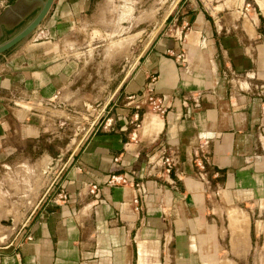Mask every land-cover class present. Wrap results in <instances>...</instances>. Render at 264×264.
<instances>
[{"label": "crops", "instance_id": "1", "mask_svg": "<svg viewBox=\"0 0 264 264\" xmlns=\"http://www.w3.org/2000/svg\"><path fill=\"white\" fill-rule=\"evenodd\" d=\"M112 1L54 0L0 54V165L36 149L53 165L46 148L72 130L0 264H264V0H176L177 23L102 83L97 47L80 40Z\"/></svg>", "mask_w": 264, "mask_h": 264}, {"label": "rangeland", "instance_id": "2", "mask_svg": "<svg viewBox=\"0 0 264 264\" xmlns=\"http://www.w3.org/2000/svg\"><path fill=\"white\" fill-rule=\"evenodd\" d=\"M16 0H0V16L7 26L3 28L0 43L21 29L37 12L40 0L32 5H19L18 12L22 18L12 12H5L6 5H12ZM176 0H113L108 5L109 11L99 17L94 26L99 30H87L89 37L80 40L83 45H95L97 52L94 57L100 63V81L106 83L116 76L120 79L123 67L127 68L136 59L144 46L149 44L159 31L164 32L177 23V13L173 10ZM2 14V15H1ZM175 14L174 18L172 15ZM92 30V31H91ZM86 31V32H87ZM87 35V33H85ZM38 38V37H37ZM29 40V39H28ZM127 50L123 52L124 47ZM112 62L109 67L104 62ZM95 71V69H94ZM106 73V75H105ZM85 111V127L90 123L92 112ZM80 120H76L79 123ZM80 125V123L78 124ZM72 133L69 127L67 137ZM67 137L54 138L51 141V158L58 157L60 147ZM43 149L35 150L29 162L17 158L7 159L0 165V246H5L19 230V225L29 216L30 212L44 197L47 187L46 166L40 163ZM13 218V226H5L2 221Z\"/></svg>", "mask_w": 264, "mask_h": 264}, {"label": "water", "instance_id": "3", "mask_svg": "<svg viewBox=\"0 0 264 264\" xmlns=\"http://www.w3.org/2000/svg\"><path fill=\"white\" fill-rule=\"evenodd\" d=\"M37 0H16L9 8L7 12H12L17 15L18 19L22 18L21 13L18 12L17 7L19 5H32L36 3ZM54 0H40V6L37 12L34 14V16L21 28L19 29L15 34H13L11 37L7 38L6 40L2 41L0 43V54L5 53L12 47H14L16 44L21 42L22 40L26 39L35 29L39 27L41 22L44 20V18L47 16L49 10L51 9V6L53 4ZM65 155V152H61L56 157L57 160H55L53 165H47L43 171H46L47 177L51 175L52 171L57 167L58 161H60L63 156ZM2 224L5 226H13V218H8V220L2 221Z\"/></svg>", "mask_w": 264, "mask_h": 264}, {"label": "built area", "instance_id": "4", "mask_svg": "<svg viewBox=\"0 0 264 264\" xmlns=\"http://www.w3.org/2000/svg\"><path fill=\"white\" fill-rule=\"evenodd\" d=\"M178 56L183 59L182 53L179 54ZM144 96H145L147 103L150 106V109L156 112H164L165 105H164L163 99L160 96L156 95L150 87H147L145 89ZM161 160H162V164L165 167V170L169 172L174 162L173 155L170 152H168L166 155L162 157ZM127 175L128 174L111 175L109 178V182L112 184H126L129 182H133L135 186V194H136L134 197V202L139 203V201L145 197L146 189L141 182L132 181L129 179ZM96 189H97L96 185H92L90 188V192L96 193ZM66 199H67V193L64 187L61 186L58 192L52 197L51 202L52 203L64 202L66 201ZM30 240H32V234L30 233L25 234V241H30Z\"/></svg>", "mask_w": 264, "mask_h": 264}]
</instances>
